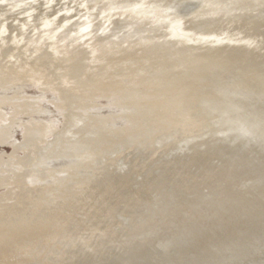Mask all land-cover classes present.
Here are the masks:
<instances>
[{"label": "bare ground", "instance_id": "obj_1", "mask_svg": "<svg viewBox=\"0 0 264 264\" xmlns=\"http://www.w3.org/2000/svg\"><path fill=\"white\" fill-rule=\"evenodd\" d=\"M0 264H264V0H0Z\"/></svg>", "mask_w": 264, "mask_h": 264}]
</instances>
